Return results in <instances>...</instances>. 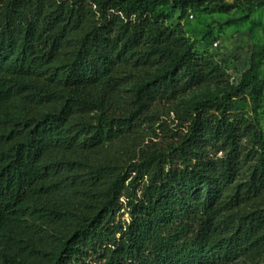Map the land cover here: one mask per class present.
<instances>
[{
    "label": "trees",
    "instance_id": "obj_1",
    "mask_svg": "<svg viewBox=\"0 0 264 264\" xmlns=\"http://www.w3.org/2000/svg\"><path fill=\"white\" fill-rule=\"evenodd\" d=\"M176 1L184 14L199 0ZM168 6L0 0V264L264 259V49L191 107L167 151L144 148L157 105L223 76Z\"/></svg>",
    "mask_w": 264,
    "mask_h": 264
},
{
    "label": "rangeland",
    "instance_id": "obj_2",
    "mask_svg": "<svg viewBox=\"0 0 264 264\" xmlns=\"http://www.w3.org/2000/svg\"><path fill=\"white\" fill-rule=\"evenodd\" d=\"M228 6H236L228 12L219 10L217 2ZM253 0H199L187 6L186 12L181 14L176 0H169L166 9L167 25L181 31L190 42H197V54L212 59L223 73L221 82L196 89L180 97L177 101L157 105L149 116L157 121L151 131L145 136L143 147H152L167 151L169 145L176 141L175 134L183 132L181 125L190 117L191 107L204 99L235 87L241 81L243 74L249 69L251 57L264 49V6L248 12ZM238 5V6H237ZM191 13L192 19L187 14ZM256 74L264 80V56L256 61ZM128 88L126 91H130ZM180 111V115L176 114ZM259 122L264 132V96L258 110ZM147 129V124H142ZM221 156V155H220ZM121 221H129L126 210L122 211ZM91 259L89 262L92 263ZM237 264H244L238 262ZM257 264H264V259Z\"/></svg>",
    "mask_w": 264,
    "mask_h": 264
},
{
    "label": "built area",
    "instance_id": "obj_3",
    "mask_svg": "<svg viewBox=\"0 0 264 264\" xmlns=\"http://www.w3.org/2000/svg\"><path fill=\"white\" fill-rule=\"evenodd\" d=\"M187 16H188V18L192 19V15L190 12L187 14Z\"/></svg>",
    "mask_w": 264,
    "mask_h": 264
}]
</instances>
